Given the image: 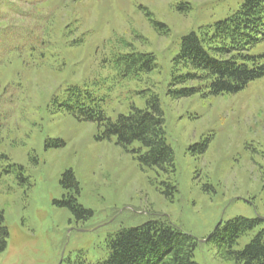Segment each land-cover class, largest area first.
Here are the masks:
<instances>
[{
    "label": "rangeland",
    "instance_id": "rangeland-1",
    "mask_svg": "<svg viewBox=\"0 0 264 264\" xmlns=\"http://www.w3.org/2000/svg\"><path fill=\"white\" fill-rule=\"evenodd\" d=\"M242 3L0 0V211L9 234L0 264H98L115 233L155 219L195 239V264H234L208 240L235 218L260 221L235 252L264 231V78L217 97L171 92L199 86L173 80L186 73L172 63L182 38ZM130 53L152 54L154 69L123 77L119 59ZM245 54L264 55V40ZM72 87L111 121L155 97L174 172L142 168L114 139L98 140L96 122L64 107ZM66 171L86 220L57 204ZM164 184L176 188L172 196Z\"/></svg>",
    "mask_w": 264,
    "mask_h": 264
},
{
    "label": "trees",
    "instance_id": "trees-1",
    "mask_svg": "<svg viewBox=\"0 0 264 264\" xmlns=\"http://www.w3.org/2000/svg\"><path fill=\"white\" fill-rule=\"evenodd\" d=\"M261 40H264V0H243L230 17L200 27L197 32L182 38L180 51L172 63L176 72L182 69L186 73L173 80L181 84L198 82L199 86L171 94L185 98L206 90L208 96L230 95L243 90L250 82L264 78V55L251 57L245 54ZM119 61L123 77L148 73L155 67L152 54L130 53ZM69 92L65 109L78 120L96 122L102 128L98 140L114 139L115 144L133 155L142 168L174 172L173 151L166 143L163 115L155 97L147 109H133L111 121L90 94L78 87H72ZM60 185L65 195L57 204L68 208L76 220L88 219L91 212L77 202L79 186L71 171L61 176ZM164 185L166 196H172L176 188ZM259 222L258 219L235 218L218 225L208 241L214 244L222 260L234 264H264V231H260L242 251H233L238 239ZM8 236L0 211V253L7 247ZM195 248L193 237L167 219H155L115 233L108 243V257L98 264H195L192 260Z\"/></svg>",
    "mask_w": 264,
    "mask_h": 264
}]
</instances>
